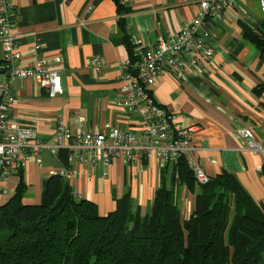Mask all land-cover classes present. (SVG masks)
<instances>
[{
	"label": "crops",
	"instance_id": "0c3cea01",
	"mask_svg": "<svg viewBox=\"0 0 264 264\" xmlns=\"http://www.w3.org/2000/svg\"><path fill=\"white\" fill-rule=\"evenodd\" d=\"M119 12L116 0H7L12 31L21 57L17 65L32 67L38 57L49 65L58 59L63 93L49 97L30 79L9 80L0 43V83L9 82L16 102L8 116L31 127L44 144H52L59 119L73 132L128 131L143 139L146 107H119L123 63L130 59L125 37L133 46L156 47L177 35L199 11L200 0H126ZM222 18L208 20L214 60L202 69L158 78L147 90L155 101L175 113L181 125L195 126L188 161L207 177L234 174L257 204H264V151L254 153L241 132L250 129L264 148V50L244 37L243 27L264 35V15L259 0H235ZM124 21V30L120 26ZM41 48L35 51V45ZM100 58L107 68L95 74L86 67L89 58ZM76 161L70 181L78 198L94 202L102 216L114 211L116 200L130 194L146 212L164 180L174 188L183 217L195 209L199 182L191 190L173 175V166L156 160L132 164L114 159L106 168ZM63 168L44 149L41 162L23 170L28 185L27 204H40L44 178ZM19 184L18 175L0 177V205L7 203Z\"/></svg>",
	"mask_w": 264,
	"mask_h": 264
},
{
	"label": "trees",
	"instance_id": "16d2710c",
	"mask_svg": "<svg viewBox=\"0 0 264 264\" xmlns=\"http://www.w3.org/2000/svg\"><path fill=\"white\" fill-rule=\"evenodd\" d=\"M120 26L124 30L123 20ZM243 29L264 50V35ZM125 43L134 58L127 35ZM68 157L59 150L57 158L71 169ZM22 172L12 198L0 205V264H264V204L234 174L200 183L187 158L173 166L175 178L189 189L199 182L195 209L185 218L164 180L149 211L125 194L102 216L61 174L44 178L40 204L25 203Z\"/></svg>",
	"mask_w": 264,
	"mask_h": 264
},
{
	"label": "built area",
	"instance_id": "2783aa9c",
	"mask_svg": "<svg viewBox=\"0 0 264 264\" xmlns=\"http://www.w3.org/2000/svg\"><path fill=\"white\" fill-rule=\"evenodd\" d=\"M125 7L126 0H116ZM264 15V0H259ZM235 0H200L199 11L193 21L177 35L161 40L156 47L143 48L137 44L135 57L123 63L120 88L122 108L140 109L145 105L143 139L119 129L107 132H73L66 120L59 119L52 144H44L37 133L22 126L8 117L9 108L15 104V95L9 85H0V177L18 175L34 161L41 162L44 149L57 157L60 149L69 152L68 161L88 163L94 167L103 162L107 168L117 158L132 164L156 160L161 166H176L183 158H188L192 150L191 140L197 130L195 126L181 125L175 113H170L159 105L147 88L158 78L174 75L184 79L186 74L202 69L214 60V49L210 46V33L205 28L208 20L222 18V11L235 6ZM12 6L7 0H0V43L4 50L6 69L12 79H30L44 89L49 97L63 93L62 78L58 60L49 65L45 57H38L32 67L21 68L17 65L21 57L16 37L9 21ZM35 51L41 46L35 45ZM86 66L95 74L107 68V62L100 58H89ZM254 152L264 151L250 129L241 132ZM195 177L200 183H207L209 177L195 163L189 162ZM70 178L72 169L63 167L58 173Z\"/></svg>",
	"mask_w": 264,
	"mask_h": 264
},
{
	"label": "bare ground",
	"instance_id": "6f19581e",
	"mask_svg": "<svg viewBox=\"0 0 264 264\" xmlns=\"http://www.w3.org/2000/svg\"><path fill=\"white\" fill-rule=\"evenodd\" d=\"M9 21H10V23H11V19H10V15H9ZM56 60V59H55ZM58 60V59H57ZM87 67V66H86ZM87 69H89L88 67H87ZM6 72L5 73H9V75H10V77H9V79L8 80H11L12 79V76H11V73L6 69L5 70ZM92 71V70H91ZM60 73V72H59ZM61 76V75H60ZM12 80H14V79H12ZM10 82V81H9ZM9 82H7V83H4V84H1L0 83V85H8L9 84ZM9 117V116H8Z\"/></svg>",
	"mask_w": 264,
	"mask_h": 264
},
{
	"label": "water",
	"instance_id": "95a60500",
	"mask_svg": "<svg viewBox=\"0 0 264 264\" xmlns=\"http://www.w3.org/2000/svg\"><path fill=\"white\" fill-rule=\"evenodd\" d=\"M5 70H6V69H3L2 72L5 73V72H6ZM6 75H7L8 78L10 77L9 73H6ZM8 81H9V80H8Z\"/></svg>",
	"mask_w": 264,
	"mask_h": 264
}]
</instances>
